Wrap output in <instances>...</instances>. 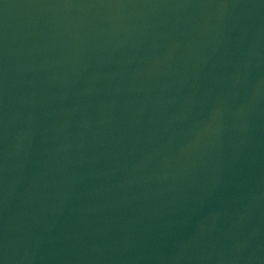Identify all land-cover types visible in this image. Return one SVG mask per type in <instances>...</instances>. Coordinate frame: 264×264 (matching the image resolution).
I'll return each instance as SVG.
<instances>
[{
	"label": "water",
	"instance_id": "water-1",
	"mask_svg": "<svg viewBox=\"0 0 264 264\" xmlns=\"http://www.w3.org/2000/svg\"><path fill=\"white\" fill-rule=\"evenodd\" d=\"M0 264H264V0H0Z\"/></svg>",
	"mask_w": 264,
	"mask_h": 264
}]
</instances>
